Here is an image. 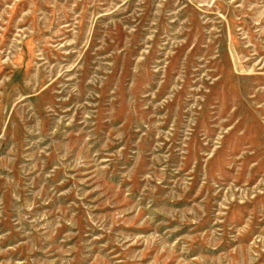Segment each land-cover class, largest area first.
I'll use <instances>...</instances> for the list:
<instances>
[{"label": "rangeland", "instance_id": "374dc122", "mask_svg": "<svg viewBox=\"0 0 264 264\" xmlns=\"http://www.w3.org/2000/svg\"><path fill=\"white\" fill-rule=\"evenodd\" d=\"M0 264H264V0H0Z\"/></svg>", "mask_w": 264, "mask_h": 264}]
</instances>
